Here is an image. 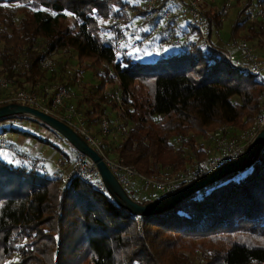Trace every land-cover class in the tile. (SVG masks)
<instances>
[{
  "label": "trees",
  "instance_id": "obj_1",
  "mask_svg": "<svg viewBox=\"0 0 264 264\" xmlns=\"http://www.w3.org/2000/svg\"><path fill=\"white\" fill-rule=\"evenodd\" d=\"M129 1L0 0V77L14 79L13 86L20 90L34 88L46 81L42 58L69 51L77 53L79 66L77 74L68 77L70 84L77 83L79 73L103 66L104 73L96 74L101 84L76 109L90 130L97 129L108 116L106 87L117 83L129 108L121 115L122 140L111 153L142 176L158 179L165 169H183L189 161L186 150H195L198 137L209 129L237 125L248 130L259 112L264 82L232 66L234 78L196 84L187 75L151 76L129 59L119 62L115 46L133 19L142 16L157 23L169 3L159 0L155 8L139 9ZM240 7L233 42L264 38L250 22V14L264 8V0H244ZM213 12L205 18L214 45L223 16ZM171 25L167 29L173 31ZM194 46L195 63H204L210 73H216L213 61L228 65L219 53L205 48V55ZM21 61L27 67L16 74L11 67ZM234 97L240 101L233 103ZM13 119L33 121L15 115L0 123ZM8 133L31 136L14 128L0 130ZM103 142L110 146L109 135ZM197 158L203 163L207 154L197 151ZM25 167L14 168L0 158V264H187L179 251L192 249L191 242H199L196 254L204 264H264V148L247 169L150 216L132 214L108 192L82 180L66 182ZM128 195L142 205L151 202Z\"/></svg>",
  "mask_w": 264,
  "mask_h": 264
},
{
  "label": "rangeland",
  "instance_id": "obj_2",
  "mask_svg": "<svg viewBox=\"0 0 264 264\" xmlns=\"http://www.w3.org/2000/svg\"><path fill=\"white\" fill-rule=\"evenodd\" d=\"M158 1L159 0H130L129 2L132 5L137 6L139 9H143L145 6L152 9L154 3L157 5ZM196 1L199 8L204 12V17L210 10L211 12L216 11V13H220L223 16V27L220 30L219 35H215L213 39L214 45L217 46V49L225 51L231 48L233 51H236L234 48L235 43L232 40L233 28L238 20L241 10L240 6L243 4L244 0ZM187 7L185 0H169L168 9L161 14L160 21L157 23L152 20H146L142 16L135 17L132 23L128 26L129 30L124 31V38L115 46L117 49L118 61L124 63L126 59H129L133 64L140 65L138 69H140L141 73L151 76L171 77L174 75H187L196 84H203L208 80L216 78H234L235 75L231 74L232 67L230 64H224L219 60L216 62L213 61L212 65L216 73H210L204 63H195L197 60L194 58L191 49L193 45H195L194 48L203 49L205 55H207L208 52L205 50V46L203 45L197 31L190 32L191 27L189 25L191 20L186 17ZM259 8L264 11V8ZM166 12H170L171 14L169 19L163 17ZM113 20L114 19L109 21V23H112ZM250 22L256 25L258 31L264 32V23L261 18L260 20L255 19ZM106 23L108 24V22ZM72 24L73 21L71 20L67 22V25L72 26ZM167 24L177 25L174 26V28H172L173 31H171L169 28L167 29ZM246 35L247 32L242 33L243 37ZM240 40L247 41L248 45L264 53V38H258L256 39L257 41L253 42L245 40L244 38H241ZM262 41L263 45H261ZM183 54L192 56L180 58L179 56ZM161 59H166V61L159 63V60ZM42 60H45V63L49 62L50 67H43V61L41 62V69L48 73L46 81H41L37 84L49 85L52 87L58 84L66 85L71 93V99L67 102L68 106L76 108L78 102L82 100V98L90 97V95L95 92V87H98L101 84L100 77L96 75L97 73H104L103 66L101 65H95L96 69L94 71L87 70L83 73H79L77 75V83L70 84L68 77L73 78L77 74L79 67L77 53L74 51L62 52L59 55H53L50 57L44 56ZM17 64H23L24 68L27 67L25 61H21ZM2 78L3 77H0V79ZM59 79H61V81ZM12 80L14 84V79ZM32 90L34 89L31 87H28L25 90H20L15 86L4 90V92L0 90L2 92L0 102L6 101V105L11 104L8 103V97H14V95L22 91ZM116 92L120 93V99L122 100V94L118 89L117 83L110 84L106 87L108 98L110 97V94ZM239 101L238 97L232 99L233 103H238ZM122 103L123 110H120L118 104L111 103L110 100L108 101V111H106L108 116L106 120L109 122V132L106 134L103 132L100 133L99 127L95 130H90L106 155H113V153H111V148L122 140V125L124 124V120H122L121 115H123V112L129 108V104L125 103L123 100ZM2 128H14L31 135L30 137H22L21 135H14L11 133H8L7 135L0 134V158L5 162L10 163L14 168L26 166L25 168L28 170L35 169L43 176L55 178V164L59 158L61 156L65 157L66 155L64 154H67V156L76 155L73 153L74 151L72 150V147L58 133L42 126L34 119L33 121L29 119L8 120L0 123V130ZM215 129L216 128L209 129V134L205 135V137H198L195 150H186L185 157L188 158L189 161L187 160L188 163L183 169L176 170L172 167L165 169L161 177H179L184 173L193 175L204 171L206 164L220 154L227 152L230 148V143L237 140L241 132L246 131L239 129L237 125H225L223 127H218L216 131ZM217 133H221V135L217 136ZM106 135H109L110 146L105 145L103 142ZM197 151L201 153V155L204 153L207 154V159H203V163L198 160ZM68 168H71L70 164ZM135 188L136 192L134 193V197L137 199H150L149 193L147 194L143 190V186L139 184V182L136 183ZM156 193L158 195L160 194L158 191H156ZM190 244L192 249H181L179 251L187 258V264H204V258L200 254H196V252L199 251L196 249L199 246V242H191ZM203 248H214V246L204 245Z\"/></svg>",
  "mask_w": 264,
  "mask_h": 264
},
{
  "label": "built area",
  "instance_id": "obj_3",
  "mask_svg": "<svg viewBox=\"0 0 264 264\" xmlns=\"http://www.w3.org/2000/svg\"><path fill=\"white\" fill-rule=\"evenodd\" d=\"M187 3V18H190V25L200 35L201 41L207 50L219 53L221 57L225 58L228 64L234 68L241 69L247 73L255 76L258 80L264 82V53L258 51L248 45L247 41L238 40L234 44L236 51L231 48L228 50L216 51L215 46L208 37V27L204 12L199 8L196 0H185ZM170 12L164 14L165 19H169ZM264 23V11L260 8L255 9L250 14V20H260ZM263 29V28H262ZM43 61V60H42ZM41 61V62H42ZM42 62L43 67H50V63ZM11 70L19 74L23 72V64H14ZM53 71V70H52ZM13 86V80L10 77H3L0 79V90L4 92ZM32 91H22L8 97V103H16L24 106L36 108L48 115H51L58 120L66 123L73 128L78 134L87 140L103 156L110 170L114 173L122 187L128 194L134 196L136 192V183L139 182L143 186V190L148 194L151 202L163 200L169 195L175 193L180 188L197 181L199 178L207 175L221 166L235 160L245 149L254 141L256 136L264 129V92L261 99V109L257 114L252 126L241 132L239 138L230 143V148L224 154H220L209 162L205 170L189 175L187 173L181 174L179 177H161L158 179H149L142 176L135 167L126 165L124 162L113 157V155H106L100 148V144L93 137L87 120L82 113L78 112L75 107L67 105L71 99L70 89L66 85L58 84L54 87L49 85L37 84ZM111 103L119 105L120 110H123V103L120 99V93L116 92L109 95ZM6 102V101H5ZM0 102V105L5 103ZM7 103V102H6ZM115 112V111H114ZM116 113V112H115ZM100 130L106 134L109 132V122L104 119L100 125ZM220 136L221 133H217ZM71 165V168L69 167ZM54 177H62L66 182L73 179H79L86 184L92 186L97 191L107 192L100 172L96 165L88 157L76 153V155L61 156L55 164ZM158 191L160 194L156 193Z\"/></svg>",
  "mask_w": 264,
  "mask_h": 264
},
{
  "label": "water",
  "instance_id": "obj_4",
  "mask_svg": "<svg viewBox=\"0 0 264 264\" xmlns=\"http://www.w3.org/2000/svg\"><path fill=\"white\" fill-rule=\"evenodd\" d=\"M15 115H25L45 124L58 133L74 150L91 159L101 174L102 182L107 192L112 196L118 205L128 209L136 216H150L170 210L178 203L186 200L203 189L209 188L227 176L247 169L251 161L256 158L264 148L263 129L256 136L254 141L245 149V151L235 160L221 166L217 170L203 176L197 181L180 188L178 191L163 200L148 202L142 205L137 203L128 195L114 173L108 167L99 151L91 146L69 125L51 115L29 106L15 103L0 106V119Z\"/></svg>",
  "mask_w": 264,
  "mask_h": 264
},
{
  "label": "crops",
  "instance_id": "obj_5",
  "mask_svg": "<svg viewBox=\"0 0 264 264\" xmlns=\"http://www.w3.org/2000/svg\"><path fill=\"white\" fill-rule=\"evenodd\" d=\"M176 25H177V24H172L171 27L174 28V26H176ZM73 153H74V152H73ZM208 164H209V163H208ZM208 164H206V166H207Z\"/></svg>",
  "mask_w": 264,
  "mask_h": 264
}]
</instances>
